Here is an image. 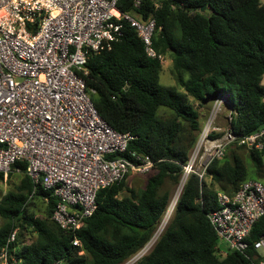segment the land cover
Returning a JSON list of instances; mask_svg holds the SVG:
<instances>
[{"label":"trees","instance_id":"trees-1","mask_svg":"<svg viewBox=\"0 0 264 264\" xmlns=\"http://www.w3.org/2000/svg\"><path fill=\"white\" fill-rule=\"evenodd\" d=\"M120 0V11L156 21L153 49L169 56L173 86L160 84L162 65L147 57L135 30L122 23V37L89 56L82 76L99 116L114 130L130 133L128 153L153 162L145 186L134 190L125 176L96 194V210L75 234L51 219L57 198L33 184L26 162L8 177L21 176L15 190H0V249L13 243L21 264H122L152 238L169 204L166 180L178 184L199 132V105L218 96L231 104V126L240 134L264 127V5L260 0ZM204 11H201L202 7ZM162 110L161 115L159 112ZM18 169L19 172H16ZM200 184L191 174L173 216L152 249L134 264H251L252 243L264 236V216L253 226L246 254L219 256L220 240L207 215L217 208L218 191L232 195L245 180L264 185V154L230 148ZM3 180L0 174V181ZM37 202L40 204L38 206ZM32 235L30 243L23 238ZM80 242L72 246V240Z\"/></svg>","mask_w":264,"mask_h":264},{"label":"built area","instance_id":"built-area-1","mask_svg":"<svg viewBox=\"0 0 264 264\" xmlns=\"http://www.w3.org/2000/svg\"><path fill=\"white\" fill-rule=\"evenodd\" d=\"M119 1L0 0V174L6 179L18 161H25L32 183L57 198L51 219L72 234L95 212L100 190L153 168L146 156H124L134 137L99 116L82 79L89 56L120 40L123 22L135 30L147 57L163 65V55L152 47L155 19L120 11ZM132 1L138 9L140 0ZM234 113L225 97L212 101L180 183L191 174L200 184L208 181L209 166L230 148L264 154V127L248 135L235 132ZM216 201L207 218L220 240L219 256L228 251L246 254L247 238L264 216V185L245 180L232 195L218 191ZM176 202L169 201L152 238L122 264H134L151 250ZM16 238L14 229L0 249V264H21L13 247ZM71 244L80 246L76 238ZM252 248L254 254L246 256L251 264H264V236Z\"/></svg>","mask_w":264,"mask_h":264},{"label":"rangeland","instance_id":"rangeland-1","mask_svg":"<svg viewBox=\"0 0 264 264\" xmlns=\"http://www.w3.org/2000/svg\"><path fill=\"white\" fill-rule=\"evenodd\" d=\"M261 83H262V85H264V75L262 76ZM160 84L163 85V86H173L174 85V81H172V77H171V62H170L169 56H167V55L164 58V62H163V65H162V73L160 74ZM193 104H194L195 108L200 113L199 123H200V127H201L204 124L205 119L207 118V116L209 114V111L211 109L212 99L211 100H207V102L204 103V106L209 108L208 110H205V109L201 110L200 109L201 108L200 105L197 102H195V101H193ZM161 113H162V110L159 112V114L161 115ZM201 114H203V115H201ZM148 174L149 173L144 174V175L130 174L127 177V180H126L127 186L132 188V189H134V190H136V191L141 190L145 186L146 180L149 177ZM20 180H21V176L17 175V174H13L12 177H10V178L9 177H7L6 179L3 178V180L0 181V190H1L2 195H4L5 193H7L9 191L15 190L16 187L19 186ZM179 184H180V181H179L178 184H174L170 180H166L165 181L162 190L163 191H167L169 193L170 201L173 198L174 193H175V191L177 189V186ZM37 204H38V206H40V204L38 202H37ZM172 216H171V218H172ZM171 218H170V220H171ZM169 221H168V223H169ZM168 223L166 224V226L168 225ZM0 224H1V220H0ZM166 226L164 227L162 233L166 229ZM32 239H33V236L27 234L26 238L24 239V243L31 242Z\"/></svg>","mask_w":264,"mask_h":264},{"label":"bare ground","instance_id":"bare-ground-1","mask_svg":"<svg viewBox=\"0 0 264 264\" xmlns=\"http://www.w3.org/2000/svg\"><path fill=\"white\" fill-rule=\"evenodd\" d=\"M182 188H183V182H181V183L177 186V189H176V191H175V193H174V196H173V199H174V200H177V199H178V197H179V195H180V193H181V191H182ZM162 231H163V229H162ZM162 231L158 232V233L155 235L153 241L151 242V248H152V246L155 244V242L158 240V238H159V236L161 235Z\"/></svg>","mask_w":264,"mask_h":264},{"label":"crops","instance_id":"crops-1","mask_svg":"<svg viewBox=\"0 0 264 264\" xmlns=\"http://www.w3.org/2000/svg\"><path fill=\"white\" fill-rule=\"evenodd\" d=\"M172 81H173V79H172ZM212 101H213V100H212ZM200 107H201V108H200L201 110H204V109H205V110H208V109H209L208 107L204 106V104H201ZM201 115H203V114H201ZM25 238H26V236L23 238V241H24ZM28 243H30V242H28Z\"/></svg>","mask_w":264,"mask_h":264},{"label":"water","instance_id":"water-1","mask_svg":"<svg viewBox=\"0 0 264 264\" xmlns=\"http://www.w3.org/2000/svg\"><path fill=\"white\" fill-rule=\"evenodd\" d=\"M204 9H205V7L203 6V7L201 8V11H204Z\"/></svg>","mask_w":264,"mask_h":264}]
</instances>
